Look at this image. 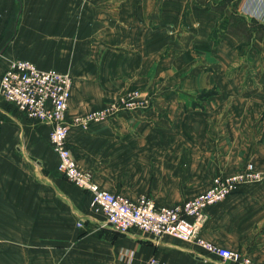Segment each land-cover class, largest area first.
I'll return each mask as SVG.
<instances>
[{
  "label": "crops",
  "instance_id": "1",
  "mask_svg": "<svg viewBox=\"0 0 264 264\" xmlns=\"http://www.w3.org/2000/svg\"><path fill=\"white\" fill-rule=\"evenodd\" d=\"M245 2L0 0V78L16 59L69 73L78 166L131 199L188 201L216 175L264 168V19ZM136 88L145 107L72 124ZM50 131L0 94V264H231L193 241L115 230L58 171ZM207 214L205 239L264 264V183ZM9 233L26 235L23 255L8 253Z\"/></svg>",
  "mask_w": 264,
  "mask_h": 264
},
{
  "label": "built area",
  "instance_id": "2",
  "mask_svg": "<svg viewBox=\"0 0 264 264\" xmlns=\"http://www.w3.org/2000/svg\"><path fill=\"white\" fill-rule=\"evenodd\" d=\"M249 1L251 0H246L244 4L245 12L264 19V0H261L263 9L257 14L248 8ZM72 85L73 80L69 73L41 68L30 60L16 59L1 75L0 94L27 118L51 125L49 139L58 156V171L73 184L90 193V207L95 213L104 215L107 223L122 233L139 229L157 238L172 235L193 241L204 251L231 264H263L239 250L205 239L201 230L207 221L209 206L225 200L243 185L264 183V168H258L253 161H249L241 171L216 175L210 187L196 197L172 205L158 204L147 195L131 199L103 189L94 181L90 171L78 166L69 146L68 132L71 122L66 115ZM141 94L142 91L138 89L128 90L117 101L75 117L72 124L87 127L115 113L134 109L146 102ZM147 264L167 263L153 256Z\"/></svg>",
  "mask_w": 264,
  "mask_h": 264
},
{
  "label": "rangeland",
  "instance_id": "3",
  "mask_svg": "<svg viewBox=\"0 0 264 264\" xmlns=\"http://www.w3.org/2000/svg\"><path fill=\"white\" fill-rule=\"evenodd\" d=\"M136 89H138V88H136ZM138 90H140V89H138ZM141 91V90H140ZM125 93V92H124ZM123 93V94H124ZM142 93H143V91H142ZM141 95H143V94H141ZM4 99V98H3ZM5 100V99H4ZM6 101V100H5ZM149 105H151V104H149ZM149 105L147 104V106L149 107ZM143 104H141V105H138V106H136V107H134V109H139V108H143V107H145V106H143ZM104 107V106H103ZM102 108V107H101ZM133 110V109H132ZM122 112V111H121ZM242 187V186H241ZM240 187V188H241ZM122 233V232H121ZM1 234V233H0ZM10 235H11V237H12V239L13 240H9L10 242H8V245L7 246H9V247H11L12 249L11 250H9L10 252H8V253H10V254H13V255H15V253H16V251H14V249L15 248H18L19 249V252H17L16 254H19L20 256L21 255H23V253H24V251H23V249H26V242L24 243V242H22V238H24L26 235H23V233H9ZM264 236V235H263ZM1 245H4V243H2V242H0V247H1ZM1 249H0V253H1ZM239 251H241V250H239ZM242 252V251H241ZM16 256V255H15Z\"/></svg>",
  "mask_w": 264,
  "mask_h": 264
}]
</instances>
